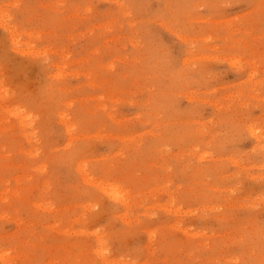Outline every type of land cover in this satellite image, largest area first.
Masks as SVG:
<instances>
[{
	"label": "rangeland",
	"instance_id": "obj_1",
	"mask_svg": "<svg viewBox=\"0 0 264 264\" xmlns=\"http://www.w3.org/2000/svg\"><path fill=\"white\" fill-rule=\"evenodd\" d=\"M0 264H264V0H0Z\"/></svg>",
	"mask_w": 264,
	"mask_h": 264
}]
</instances>
